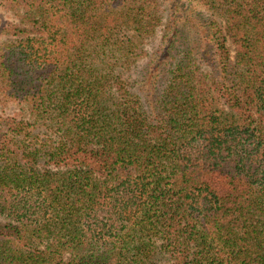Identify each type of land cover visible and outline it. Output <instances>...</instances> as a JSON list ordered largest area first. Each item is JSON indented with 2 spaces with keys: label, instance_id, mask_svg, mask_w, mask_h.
Here are the masks:
<instances>
[{
  "label": "trees",
  "instance_id": "1",
  "mask_svg": "<svg viewBox=\"0 0 264 264\" xmlns=\"http://www.w3.org/2000/svg\"><path fill=\"white\" fill-rule=\"evenodd\" d=\"M0 7V264H264V0Z\"/></svg>",
  "mask_w": 264,
  "mask_h": 264
},
{
  "label": "rangeland",
  "instance_id": "2",
  "mask_svg": "<svg viewBox=\"0 0 264 264\" xmlns=\"http://www.w3.org/2000/svg\"><path fill=\"white\" fill-rule=\"evenodd\" d=\"M16 23V19L13 15L7 13L2 7H0V31L6 28L9 24L14 25ZM193 34V33H192ZM5 40L3 36H0V44ZM158 41H153V43L147 45V49L149 50L153 46L157 45ZM231 50L234 51V47L230 45ZM147 61V60H145ZM145 61H142L140 64L143 65ZM17 113V109L15 107H11L4 112L5 116L14 117Z\"/></svg>",
  "mask_w": 264,
  "mask_h": 264
}]
</instances>
